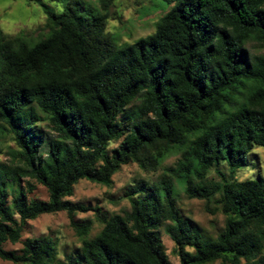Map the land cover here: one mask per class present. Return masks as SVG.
I'll list each match as a JSON object with an SVG mask.
<instances>
[{
    "label": "trees",
    "instance_id": "1",
    "mask_svg": "<svg viewBox=\"0 0 264 264\" xmlns=\"http://www.w3.org/2000/svg\"><path fill=\"white\" fill-rule=\"evenodd\" d=\"M62 1L60 8L41 2L47 18L36 38L0 29V128L12 134L21 163L0 165V258L172 264L163 228L181 264H264V176L237 178L264 148V54L251 51L253 43L264 50V0H159L169 10L132 43L108 30L111 0ZM41 119L53 135L38 128ZM177 152L172 177L128 188L124 214L69 199L80 180L111 186L123 165L157 170ZM21 176L44 185L48 200L30 199L35 187L24 189ZM176 183L224 214L216 237L183 216ZM89 210L103 224L91 238V223L76 221ZM60 211L81 237L68 263L50 236L27 238L21 253L5 249L28 221Z\"/></svg>",
    "mask_w": 264,
    "mask_h": 264
},
{
    "label": "rangeland",
    "instance_id": "2",
    "mask_svg": "<svg viewBox=\"0 0 264 264\" xmlns=\"http://www.w3.org/2000/svg\"><path fill=\"white\" fill-rule=\"evenodd\" d=\"M92 6L98 7L100 0H84ZM41 2L52 7L60 8L62 0H0V29L8 34L24 33L27 36L36 38L45 31H41L46 22L47 14ZM151 0H111V17L108 22V30L119 37L120 43H132L141 37L153 33L156 24L161 16L169 10L167 4L157 5ZM251 51L256 54H264L256 43H253ZM139 105V101L134 102L127 111H132ZM39 115L40 109H36ZM46 135H53L47 121L40 120L38 123ZM121 140L111 143L109 149L116 148ZM18 147L12 134L0 128V165L6 168H16L20 163L14 157ZM179 153H174L168 157L157 170L145 171L136 162L123 165L113 176V185L105 186L83 179L75 185L74 195L69 199L75 203H81L90 207H101L102 211L108 215L114 213L124 214L131 209L130 199L125 196V192L132 185H137L141 180H147L151 184L165 177H172L168 169L174 166L179 159ZM221 171L227 175L228 167L223 165ZM257 175L264 176V148L256 147L250 154L249 165L237 172V178L246 180L256 178ZM210 178L220 180L221 176L216 171L210 174ZM21 186L27 189L29 185L34 186V190L28 191L30 199L48 200L47 188L31 179L28 176H21ZM178 192V206L185 218H190L200 229L213 237H216L225 225V216L216 210V204L211 203L210 209L206 200L189 198L185 193L183 185L176 183ZM214 211V212H212ZM78 222H90L91 229L86 237L91 238L99 233L103 224L98 219L96 211L79 212L76 215ZM161 239L165 245L166 252L172 264H181L180 257L175 252L174 242L162 228ZM50 236L58 248L59 260L68 263L69 257L78 254L81 248V237L72 226L69 215L66 211L43 214L35 220L28 221L25 226L22 238L17 243L8 242L5 249L21 253L23 242L30 237ZM0 264H14L12 261L0 258ZM210 264H224L217 260Z\"/></svg>",
    "mask_w": 264,
    "mask_h": 264
}]
</instances>
